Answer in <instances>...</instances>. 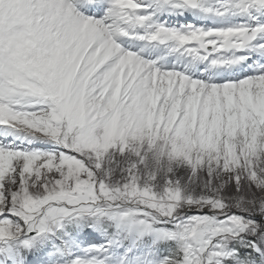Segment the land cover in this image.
Instances as JSON below:
<instances>
[{
	"label": "snow or ice",
	"instance_id": "6c2138e0",
	"mask_svg": "<svg viewBox=\"0 0 264 264\" xmlns=\"http://www.w3.org/2000/svg\"><path fill=\"white\" fill-rule=\"evenodd\" d=\"M0 264H264V0H0Z\"/></svg>",
	"mask_w": 264,
	"mask_h": 264
}]
</instances>
